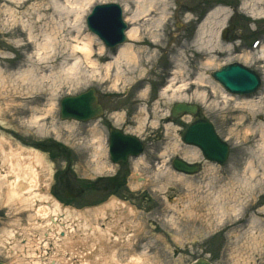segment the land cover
<instances>
[{
	"label": "rangeland",
	"instance_id": "rangeland-1",
	"mask_svg": "<svg viewBox=\"0 0 264 264\" xmlns=\"http://www.w3.org/2000/svg\"><path fill=\"white\" fill-rule=\"evenodd\" d=\"M37 1L47 2L29 0L17 7L12 0H0V175L8 174L9 160L14 151L19 168L26 170L23 163L29 160L25 165L30 164L38 172V185L23 190L20 197L12 198L9 187L2 185L0 234L5 229L13 230L10 242H5L14 250L8 253L9 249L0 245V261L6 264H33L37 261L33 252H40L43 264H49L52 259L59 260L61 264H67L68 260H71V264H83L85 261L102 264L95 262L99 256L113 259L114 264H129L131 256L146 252L149 261L142 264H191L200 258L213 264H244L248 261L264 264V242L257 248L252 245V249L245 245V234L252 218H257L259 222L256 233L259 238L261 230H264V176L257 159L253 163L257 170L253 179L254 190L248 192L238 182L248 177V162L253 160L251 149H257L260 143L259 136H254L255 131L245 133L249 123L238 119L242 114L248 119L250 110L232 102L225 108L223 104L218 105L220 84L210 73L206 76L207 99L198 98L195 87L187 92L188 100L174 101L160 96V90L166 86L174 69V57H179L181 51L187 49L190 59L199 58L200 55L191 46L201 19L215 6L222 5L231 9L227 23H231L233 28L226 39L220 33L225 47L220 50L221 54H211L214 63L209 69L212 71L224 64L239 62L255 70L261 76V85L257 92L245 96H256L255 100H258L259 92L264 89V61L255 55L260 47L251 49L248 46L254 38H260L264 43V18L250 16L242 9L243 0H173L169 20L158 33L162 43L159 47L151 48L155 55L151 61L144 49L150 44L148 40L137 43L140 65H122L123 79L116 81V69H111L106 75L104 66L112 62L106 52L100 60L101 74L89 81L70 85L72 87L62 84L55 97L46 88L40 93L30 92L29 86L18 81L13 73L18 67L24 68L33 49L26 45L27 33L21 31V19L16 18L15 23L9 11L16 9L23 16L22 19L30 17L36 22L39 21L38 15H41L40 22L36 24V33L41 34L42 30L49 31L51 27L48 25L51 11L43 14V10L49 7L47 5L41 10H34ZM262 1L258 4L259 8H264ZM116 3L123 2L120 0ZM134 10L135 7L131 5L130 11ZM123 17L126 20L125 14ZM140 25L141 36L147 38L149 28ZM84 29L83 34L90 33L86 24ZM101 44L100 40L96 41L95 53ZM108 51L114 53L115 49ZM248 53L252 56L245 62L242 56ZM190 71L197 72L196 64L190 63ZM3 80L6 82L3 83ZM135 85H140L141 89L137 91L143 90L145 95L140 93L134 99L135 94L125 97L129 87ZM91 87L99 91L104 115L98 121H74L75 128L68 131V121L59 117L60 99ZM50 100H54L55 105L43 119L46 130L37 132V129L27 126L25 120L32 113H40L37 108L41 111L47 108ZM180 102L196 105V115L210 120L221 137L230 144V158L225 165L214 166L195 159L192 161L200 162L197 174L186 179L170 176L175 171L167 167L168 157L173 153L172 148L182 147L181 129L192 119L187 116L174 118L171 115L173 105ZM135 103H138L136 108L132 105ZM142 108L146 111H142ZM262 119L264 114L257 120ZM141 120H144L143 126L140 125ZM95 124L100 130L97 138L105 139L106 127L111 126L137 135L146 145L142 162L137 163L136 160L126 167L125 179L116 191L102 190L106 181L99 177L113 173L114 167L108 162L107 154L99 152V139V143L94 141ZM54 125L59 128V135L53 132ZM160 130L163 132L160 133ZM158 171H162L160 175H156ZM25 173L21 172V178H25L28 182L24 184L29 186L31 178ZM137 176L145 179L139 182L135 180ZM96 181L100 182L92 189L91 183ZM80 187L83 188L81 193ZM222 187H231L235 196L229 194L231 190H225L228 193L226 198L221 193L225 200L218 198L217 201L206 202L207 194L209 199H213L219 195ZM68 191H74L78 196L70 198L66 196ZM239 198L243 199V204L235 217L231 206ZM221 202L229 209L224 216L218 209ZM191 204L193 207H190ZM43 205H49L52 209L58 205L61 207V212L56 213L65 214L63 220L61 216L58 217L59 222L65 223L62 230L58 225L50 224L48 218L35 217V208ZM188 208H191L192 218H189ZM188 220H194V228L185 226ZM144 247L148 250L144 251ZM101 251L103 253L99 255Z\"/></svg>",
	"mask_w": 264,
	"mask_h": 264
},
{
	"label": "bare ground",
	"instance_id": "bare-ground-1",
	"mask_svg": "<svg viewBox=\"0 0 264 264\" xmlns=\"http://www.w3.org/2000/svg\"><path fill=\"white\" fill-rule=\"evenodd\" d=\"M15 2L16 6L23 5L29 0H12ZM120 0H47V2H36V6H33L34 10H41L43 6L46 7L43 11L45 15L47 12L51 11V21L48 24L51 26L49 31H41V34L36 33V24L40 22L41 15H38L39 21H33L30 17H27L25 20L22 19L23 16L19 14L16 9H10L9 14L16 21V18L21 20V31L27 33V44L32 46V52L28 55L24 68L18 67V69L13 72L17 75V80L22 83H26L29 86L30 92L44 91L43 89L50 91L52 95L56 97L57 91L60 89L62 84L67 85H77L82 81H89V79L95 78L98 74H101V64L100 60L104 57V53H108V56L112 60L104 66L106 70V75H109L111 69H116V81L122 80L121 76L123 75L122 65L130 66H139L140 59L139 53L136 49L137 43H146L148 46L144 49L148 53V59L151 61L154 58L152 47H159L162 43L160 38L159 31L164 28L169 20V12L171 10V5L173 0H121V3L124 14L126 15V21L131 24V27L126 32V41L119 45L114 53L109 52L101 44L99 51L94 52V46L98 39L95 38L93 34H83L85 30V18L86 15L91 10L92 6L96 3H115ZM176 1V0H175ZM263 2L262 0H243L242 9L245 10L250 16L255 19L264 18V8H259L258 4ZM131 5L135 7V10L131 12ZM17 6V7H18ZM42 16V19L44 17ZM231 16V9L229 7L217 6L212 9L204 21L198 27L195 38L192 42V49L196 51L200 56L198 59L189 58V50H182L178 55L179 57H174L173 62L175 63L174 69L169 75L166 86L160 90V96L162 98H170L174 101L176 100H188L187 92L192 90L194 87L195 94L198 98L207 99V93L205 92L206 87V76L212 75L215 70L210 71L209 68H212L214 63L213 53L221 54L220 50H223L225 44H223L220 39V30L226 25L228 19ZM147 26L150 31H148L149 36L144 38L141 36L142 30L141 25ZM98 54V55H97ZM258 59L264 61V43L261 44L260 48L255 52ZM252 54H245L242 56L245 62H248L251 59ZM96 57V58H95ZM212 57V58H211ZM145 61V60H144ZM190 63H194L197 66V72L191 73ZM55 64V65H54ZM23 66V65H22ZM219 69V68H218ZM217 70V69H216ZM192 80V81H191ZM1 81V79H0ZM6 81L3 80V83ZM68 86V87H69ZM72 87V86H70ZM213 89L216 88L213 87ZM218 90H220L218 105L223 104L224 108L228 107L229 103H235L239 107H243L250 110L249 118L245 119V115L242 114L238 119L242 120L244 123H249L248 127L245 129L246 134L254 132V136H259L260 143L257 145V149H251V155L253 160L248 162V177L243 178V180H238L239 183L243 184L248 192L254 190L253 179L257 173L256 166L253 164L254 159H257L259 166L262 168V175L264 176V119L258 121L257 119L264 114V89L259 92L260 97L250 96V97H239L235 94L227 92L222 86L219 85ZM141 94L145 95V92L141 90ZM97 96V95H96ZM55 99V98H54ZM55 105L54 100H50V104L43 111L37 108L38 112L32 113L31 116L25 120L27 126L37 129V132H44L46 126L43 122V119L49 115L53 106ZM35 109V108H34ZM145 109L142 108V111ZM146 111V110H145ZM144 111V112H145ZM102 113H104L102 107ZM185 113V112H184ZM182 113V115H187V118H191V115L188 113ZM181 115V114H180ZM199 118V117H197ZM63 121H68L67 130L71 131L75 128V122L78 121L75 119H61ZM258 121V122H257ZM144 120L140 121V125L143 126ZM96 125V124H95ZM252 127H255L252 130ZM96 128V129H95ZM59 128L54 125L53 132H57L59 135ZM97 125L94 126L93 138L94 141L99 143L101 151L105 154V144L103 138H97L99 131L97 130ZM170 130V129H169ZM102 133V132H101ZM179 134V133H178ZM105 136V135H104ZM99 139V142H98ZM99 147V148H100ZM171 149L169 150V152ZM167 152V151H166ZM172 152H177V148H172ZM13 156L9 160L8 164V174L0 175V190L2 185H7L10 189V196L12 198L20 197V194L23 190L35 187L38 185V172L30 164L24 161L23 169L19 168L16 164V151H14ZM183 158L189 161L199 158V151L196 148L186 147L182 152ZM142 157L137 159L138 162H142ZM31 160V159H30ZM30 175V184L25 186V178L22 180V174ZM162 171H158L156 175H160ZM170 176L174 178L178 177H189L190 175L172 172ZM188 179V178H187ZM135 180L141 182L143 179L137 176ZM258 182V181H257ZM222 190V191H221ZM219 195L212 199L209 194L205 196L206 202L210 200L217 201L218 198L221 201L225 200L228 193L225 190L229 191V194L235 196L234 190L230 187L228 189L221 188ZM222 195L225 197L222 199ZM240 193V190L238 191ZM30 194V193H29ZM241 198V197H240ZM235 200V203L231 206V211L234 216L239 215V211L242 208L243 199ZM33 202V201H32ZM218 209L222 212L224 216L227 214L229 209L227 206L219 203ZM193 207V204L190 205ZM61 212V207L58 205L52 209L49 205L39 206L35 208V217L48 218L50 224L58 225L59 229L65 227V223L60 220L58 217L63 220L65 214L59 215L58 212ZM189 218H192L191 208H188ZM53 213V214H52ZM223 218V217H222ZM239 219V218H238ZM223 220V219H222ZM194 221V220H193ZM188 220L185 223V226L194 228V222ZM176 226L179 228V224ZM259 226L257 218H252L249 221V230H247L245 236L246 246L249 249H252V245L256 248L264 242V230H261V237L259 238L256 233ZM13 230L5 229L0 234V245L6 246V241L11 240ZM239 238V235H236ZM15 243V241H13ZM12 244V243H11ZM15 245V244H14ZM9 250L8 253H12L14 249L6 246ZM144 251L148 250L147 247L142 248ZM102 251H104L102 249ZM98 252L99 255L103 252ZM116 252V251H115ZM36 255V262L33 264H43V259L40 255V252H33ZM145 261H149L147 258L146 252L138 254L136 257L131 256L129 264H142ZM95 262H101L102 264H114L113 259H109L107 256H99L96 258ZM71 264V260L66 262ZM6 264V263H5ZM49 264H61L57 259H52L49 261ZM83 264H90L88 261L83 262ZM92 264V263H91ZM120 264V263H119ZM244 264H252L250 261L244 262Z\"/></svg>",
	"mask_w": 264,
	"mask_h": 264
},
{
	"label": "water",
	"instance_id": "water-1",
	"mask_svg": "<svg viewBox=\"0 0 264 264\" xmlns=\"http://www.w3.org/2000/svg\"><path fill=\"white\" fill-rule=\"evenodd\" d=\"M88 27L107 46L113 47L126 41L124 30L126 24L122 19L121 8L117 4H105L96 6L88 17ZM214 79L219 81L227 91L235 94H251L260 86L259 76L240 63L228 64L212 73ZM195 114L196 105L177 103L173 106L172 115L178 117L182 113ZM102 114V107L98 104L95 89L74 96H66L61 100V118L86 121L96 118ZM113 130L110 138L111 157L113 161L125 163L126 157L130 154L137 155L141 146L135 137H125ZM182 140L188 144L197 146L205 156L216 160L218 163H225L229 154V147L215 133L210 122L198 119L190 124L182 134ZM175 167L178 171L187 174L197 172V164L188 163L185 160L177 159ZM114 183L112 178L109 179ZM68 195V194H67ZM0 264H4L0 262ZM193 264H211L208 260L201 258Z\"/></svg>",
	"mask_w": 264,
	"mask_h": 264
},
{
	"label": "flooded vegetation",
	"instance_id": "flooded-vegetation-1",
	"mask_svg": "<svg viewBox=\"0 0 264 264\" xmlns=\"http://www.w3.org/2000/svg\"><path fill=\"white\" fill-rule=\"evenodd\" d=\"M130 95H131V92L126 93L125 94V97H131ZM132 98L134 99L135 96H133ZM137 104L138 103H135V104H132V105H133L134 108H136L137 107ZM110 128H111V126H107L106 127V130L109 132ZM162 132H163V130H160V133H162ZM165 136H166V133H165ZM161 141H164V140H162V138H161ZM161 147H162V144L159 145V148L160 149H161ZM143 148H144V150H146V145L144 143H143ZM183 149H184L183 147H180L178 150L183 151ZM174 153L175 154H178L177 152H174ZM201 160L206 161L207 163H210L205 158L204 159H201ZM132 161H133V159H130L129 162L126 165H119V166H117L116 170L114 171V174H112L116 178V182L114 184L115 185L114 188H111V184L108 182L109 175H105V177H103V176L99 177V178H102V179L104 178V180L106 181V184L103 185L102 190L105 191V192L116 191L118 189V187L120 186V183L122 182V180L125 179V172H124V170H126V167H129L130 166V164L132 163ZM169 164H170L169 166L174 169L173 159H170V163ZM199 168H200V165H199ZM99 182L96 181L94 183H91V185L93 187V188L92 187L91 188L94 189V185L96 186L97 184H99ZM81 192L82 191L79 188V193H81ZM71 194L73 196L70 197V198H76L78 196V194L75 193L74 191H71Z\"/></svg>",
	"mask_w": 264,
	"mask_h": 264
}]
</instances>
